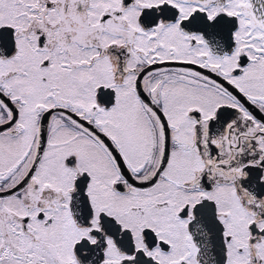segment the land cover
I'll return each instance as SVG.
<instances>
[{"label": "snow or ice", "instance_id": "6c2138e0", "mask_svg": "<svg viewBox=\"0 0 264 264\" xmlns=\"http://www.w3.org/2000/svg\"><path fill=\"white\" fill-rule=\"evenodd\" d=\"M0 264H264V0H0Z\"/></svg>", "mask_w": 264, "mask_h": 264}]
</instances>
